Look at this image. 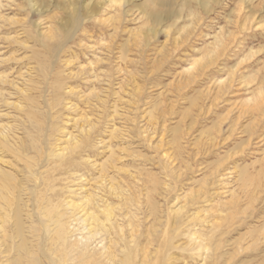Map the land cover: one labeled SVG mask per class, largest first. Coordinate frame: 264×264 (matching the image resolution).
<instances>
[{
  "label": "rangeland",
  "instance_id": "374dc122",
  "mask_svg": "<svg viewBox=\"0 0 264 264\" xmlns=\"http://www.w3.org/2000/svg\"><path fill=\"white\" fill-rule=\"evenodd\" d=\"M241 1L0 0V132L33 135L37 162L60 152L46 179L71 240L86 230L65 203L87 201L113 212L97 253L264 264V5Z\"/></svg>",
  "mask_w": 264,
  "mask_h": 264
},
{
  "label": "bare ground",
  "instance_id": "6f19581e",
  "mask_svg": "<svg viewBox=\"0 0 264 264\" xmlns=\"http://www.w3.org/2000/svg\"><path fill=\"white\" fill-rule=\"evenodd\" d=\"M218 1H220V0H215V2H218ZM252 1L255 2L256 0H242L241 2L244 3L248 8V7H250L251 4L253 5ZM257 1L262 2L264 5V0H257ZM116 2H117V0H104L102 5L110 4L112 7V5ZM35 10H36V8H35ZM190 14L188 12V16ZM75 15H78V13L75 12ZM190 17H192V16H190ZM76 21L78 24L77 26H79L81 19L76 18ZM216 52H217V50H216ZM28 99L30 100L31 104H33V100L30 97ZM29 107H30V105H29ZM31 107H32V105H31ZM26 112H27V110L24 113H26ZM31 112L26 114L28 116L27 118L29 120L30 125H32V127L35 130L42 132V129H41L42 124L40 122H37L35 115ZM43 130H44V128H43ZM2 133L0 132V264H168L167 260H165V258L162 256L159 257V256H153L152 255L154 258H152V256H151V259H147V257H143L141 254H140V256H138V254L135 255V250H132L133 248L127 249V246H124L122 248V250H120V252H116L115 250H113V248L111 246L104 247L98 253L96 252L97 249H96V251H94L91 248V245H92L91 239L94 238L95 236L99 235L98 233H101V232L105 233L106 232V226L108 225V223H111V225H113V223H112V220H113L112 213L113 212L111 213V210H107V211L104 210L105 214H104V212H102L104 214V218H103V220H101L98 218V216L94 215L91 212L93 209L89 210L88 208H85V207H88V204H89V203H87V201L85 202V205H86L85 207H83L84 204L73 203L70 201H69V203L68 202L65 203V206L66 205L70 206L69 209L71 211H73L74 213L77 212V214L75 213L76 215H74V216H79V220L85 226L83 229L86 230V237H84V239L71 240V236H69V234L67 232V228H66V224H65L66 220L64 221V218H63L64 217V211L62 210V208H60L61 207V201L59 202L58 196L54 195V191H51L52 186L55 185L54 180H56V179L53 178L52 182L49 181L50 184L51 183L53 184L52 186H50L48 179H46V177L47 178L51 177L50 175H48L49 172L51 174V173H53V171H55V169L53 168L54 165L56 164L55 166H56V168H58V167H60L59 165H61V164L58 165L55 161H54V163H53V161L50 162L51 159H49V157L54 156L52 152L50 154L46 153L47 159L46 160L43 159L44 160L43 162L40 163V161L39 162L35 161L36 158H34L32 156V152L35 154L36 157L39 158V156L42 155L41 154L42 149L37 145L38 142H36L37 140L34 137H32L33 135L28 136L29 139H27V142L26 141L22 142L21 145L18 144V145H20L19 147L13 148V146L12 147L9 146V144H8L9 142L6 141L8 138L6 139ZM35 136H36V134H35ZM13 141H15V139ZM22 141H23V139H22ZM45 151H43V153H45ZM7 153H9L11 158L12 157L14 158V160H15L14 162H16L14 164V166L9 165L10 163L4 160L8 155ZM59 153H58V155H55L54 157H57V158L60 157L61 155ZM1 154H3V155H1ZM5 154H6V157L4 156ZM64 158H62V159H64ZM67 158H69V157H67ZM67 158H65V161ZM69 160H71V159H69ZM45 161H46V163H45ZM42 163H45V164H42ZM17 164H18V166H17ZM52 164H53V166L51 167ZM7 165H9L13 169H15V170H13L15 173H11L9 170H5V166H7ZM9 169H10V167H9ZM61 170H63V169H61ZM56 171L58 172L59 169H57ZM244 171L242 170V173H244ZM55 172H54V174H55ZM240 172H239V174H240ZM59 175H60V173H59ZM41 176L42 177L45 176L42 179L43 183L39 180V177H41ZM242 176H246V175H242ZM243 181H244V179H243ZM58 182H56V185ZM60 182H62V181L60 180ZM244 182L246 183L247 181H244ZM60 186L61 185H59V187ZM64 187H62V188L66 189ZM38 188H40L41 190L37 191ZM49 191H51L50 194H47V192H49ZM58 191L60 192L59 189H58ZM67 191H68V189H67ZM59 197H61V196H59ZM67 197H68V195H67ZM62 198H64V197H62ZM66 201H68V200H66ZM177 216H179V215H177ZM71 217H73V215ZM74 220H75V218H74ZM175 220H177V219H175ZM214 225L213 224L211 225L212 229L214 228ZM262 228H264V227H262ZM117 229L119 230L120 228H116L115 231L118 232ZM255 231L257 232V230H255ZM116 234H114V235H116ZM121 234H120V236H122ZM122 238H124V237H122ZM191 240H192L193 244H195L196 247H198V250L201 251L203 249V251H204V249H206L207 245L204 244L203 245L204 247H203L202 244L204 242L208 243L209 239L205 238L204 236L196 235V236H192ZM111 241H110V244L112 243ZM123 241H125V240H123ZM132 242H133V240H132ZM224 242H226V241H224ZM116 243L119 244L118 242H116ZM214 245H213L214 248H212V250L214 252V255H216V257H218L217 254L219 253V248L221 245L220 239H217L216 243H214ZM225 245H227V243ZM133 246H130V247H133ZM208 246H210V244ZM119 248H120V245H119ZM208 248H210V247H208ZM229 248H230V246H229ZM159 249H161V248H159ZM231 250H233V249H231ZM238 250H240V249H238ZM195 251H197V250H195ZM153 253H156V252H153ZM195 253H197V252H195ZM149 254H151V253H149ZM165 254H167V252ZM163 256H165V255H163ZM136 257L137 258L142 257V258L138 262L135 260ZM208 257H209V255H208ZM220 257H222V256H220ZM225 258H227V257L225 256ZM214 261H215V259H214ZM202 264H204V263H202Z\"/></svg>",
  "mask_w": 264,
  "mask_h": 264
}]
</instances>
